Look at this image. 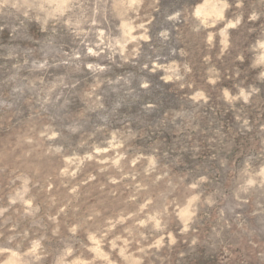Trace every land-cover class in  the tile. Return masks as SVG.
Masks as SVG:
<instances>
[{
	"label": "rangeland",
	"instance_id": "374dc122",
	"mask_svg": "<svg viewBox=\"0 0 264 264\" xmlns=\"http://www.w3.org/2000/svg\"><path fill=\"white\" fill-rule=\"evenodd\" d=\"M0 264H264V0H0Z\"/></svg>",
	"mask_w": 264,
	"mask_h": 264
}]
</instances>
